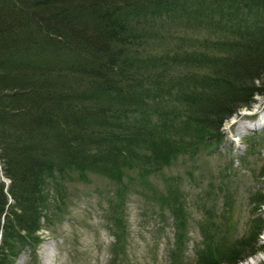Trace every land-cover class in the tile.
Returning <instances> with one entry per match:
<instances>
[{"label": "rangeland", "instance_id": "obj_1", "mask_svg": "<svg viewBox=\"0 0 264 264\" xmlns=\"http://www.w3.org/2000/svg\"><path fill=\"white\" fill-rule=\"evenodd\" d=\"M250 9L191 3L145 29L138 49L145 61L164 62L168 77L150 82V97L128 122L150 129L151 139L116 172L71 167L46 174L39 230L30 243L23 234L6 238L13 239V264H264V203L243 214L240 197L250 184L257 188L253 177L264 170V128L245 127L262 116L251 113L264 106V84L239 90L248 105L218 129L190 114L219 85L213 75L256 46L264 8ZM0 181L9 182L1 165ZM244 217L248 232L233 236L227 226ZM225 232L228 243L211 250L209 240Z\"/></svg>", "mask_w": 264, "mask_h": 264}, {"label": "trees", "instance_id": "obj_2", "mask_svg": "<svg viewBox=\"0 0 264 264\" xmlns=\"http://www.w3.org/2000/svg\"><path fill=\"white\" fill-rule=\"evenodd\" d=\"M224 2L264 8V0H0V165L9 181H0V264L17 255L7 237L30 243L39 230L46 174L116 172L151 139L128 122L150 82L168 77L164 62L138 49L145 29L191 3ZM254 44L213 75L219 85L191 115L218 129L248 105L238 91L264 84V30Z\"/></svg>", "mask_w": 264, "mask_h": 264}, {"label": "bare ground", "instance_id": "obj_3", "mask_svg": "<svg viewBox=\"0 0 264 264\" xmlns=\"http://www.w3.org/2000/svg\"><path fill=\"white\" fill-rule=\"evenodd\" d=\"M262 116L258 118L257 122H254L251 127H247L245 125V127L248 129V128H256L258 127L259 129H263L264 128V106H261L259 107L257 110H255L253 113H251V115L255 116L257 115L258 112L262 111ZM240 119L239 120H242L243 118H245L244 116H241L239 117ZM248 125V124H247ZM235 133L236 135L239 133L241 134V131L240 129H238V126H237V129H235ZM259 158L260 159H264V155H261V153H259ZM255 183L257 182H260L261 185H264V170L262 173H259L258 175L256 174L255 177H253ZM260 183L258 184L257 188H254V186H252L251 184L246 188L245 191L241 190L240 192V197L242 198V192H243V195L245 196V202L242 203V209H241V212L243 214H246L247 213V209L253 211L254 209H258L260 208V205L262 203H264V189L261 190V185ZM259 190V191H258ZM261 191V192H260ZM248 210V211H249ZM246 218V217H244ZM243 218V219H244ZM241 219L240 221H237L236 223L233 222L232 224L228 225L227 228H229L230 230L232 229V232L234 233L233 236H235L236 234V229H240L242 230V232H245L247 230V218L245 220ZM248 232V231H246ZM229 234L228 232H225L224 234V237L222 236V238L218 239L219 241H216L214 238L213 239H210L209 242H210V246L211 247V250H215V251H218L220 250V246L221 244L227 242L228 243V239H231L230 237H228ZM252 237H254V233L251 235ZM237 238V237H235ZM201 248L199 249H204V245L203 243L201 242L200 244ZM206 246V245H205ZM259 248V247H258ZM257 248V249H258ZM200 250V252L202 251ZM209 250V249H208ZM42 254H46L47 251H48V246H44L43 247V250H42ZM215 254H217L215 252ZM257 260H248V261H245V262H242V263H239V264H254ZM17 264H21V261H18Z\"/></svg>", "mask_w": 264, "mask_h": 264}]
</instances>
